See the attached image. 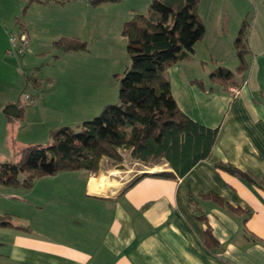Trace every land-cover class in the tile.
Returning a JSON list of instances; mask_svg holds the SVG:
<instances>
[{"label": "crops", "instance_id": "obj_1", "mask_svg": "<svg viewBox=\"0 0 264 264\" xmlns=\"http://www.w3.org/2000/svg\"><path fill=\"white\" fill-rule=\"evenodd\" d=\"M150 1L135 0L129 8H123L125 0L113 5L127 10L117 20L147 14ZM214 1L205 15L198 7L203 40L165 71L178 109L217 130L209 157L182 177L143 175L158 173L153 171L129 176L123 164L103 159L96 175L60 172L36 180L30 189L1 187L0 216H10L18 228L0 227V264H264V0L240 1L262 7L259 19L255 14L250 20L244 72L237 71L233 40L246 9H235L230 21L222 0ZM105 5L91 9L88 0H0V162L39 145L40 134L48 138L57 128L87 120L83 110L90 87L80 64L85 52L57 50L45 76L49 90L36 106L23 105L22 94H28L29 84L30 95L38 96L41 88L29 73L40 42L86 41V29L100 27L89 13ZM20 31L27 35L26 55L8 56L9 38ZM206 60L215 64L213 69ZM227 60L237 63L232 80L225 87L212 84L210 74ZM73 62L75 68L68 69ZM72 76L76 84L56 86ZM9 107L15 108L11 115L5 112ZM118 152L129 156L127 150ZM218 162L253 181L216 168Z\"/></svg>", "mask_w": 264, "mask_h": 264}, {"label": "trees", "instance_id": "obj_2", "mask_svg": "<svg viewBox=\"0 0 264 264\" xmlns=\"http://www.w3.org/2000/svg\"><path fill=\"white\" fill-rule=\"evenodd\" d=\"M122 0H89L92 7ZM200 0H151L146 15L137 14L126 21L121 35L126 42L129 64L116 75V104L105 105L100 113L83 121L74 132L60 127L50 132L46 146L31 145L18 150L15 162H0V188L30 189L39 178L60 172H99L100 162H123L119 150L145 166L167 164L170 172L153 175L182 177L198 162L207 159L214 146L217 130L208 129L183 114L177 107L165 77L172 65L193 54L203 39L205 28L198 15ZM249 24L242 21L233 41L238 72H244L249 55ZM53 48L63 53L87 51L76 38H60ZM233 73L223 66L210 74L212 84L227 86ZM215 167L234 176L253 181L235 167L218 162ZM25 178L20 181L19 177ZM138 178L131 182V185ZM1 228H18L8 215L0 216ZM26 230L24 228H19ZM207 242L212 241L206 231Z\"/></svg>", "mask_w": 264, "mask_h": 264}, {"label": "rangeland", "instance_id": "obj_3", "mask_svg": "<svg viewBox=\"0 0 264 264\" xmlns=\"http://www.w3.org/2000/svg\"><path fill=\"white\" fill-rule=\"evenodd\" d=\"M83 1V0H81ZM87 1V0H86ZM124 0H122L120 3H105V7L102 9H98L99 11H94V15H91L89 13L88 17L90 19L98 18L100 27L97 28V26L89 27L86 29V35L90 36L89 39L84 41L86 45L87 51H85V54L82 55V62L80 64H83V68H86L88 71L87 73V86L90 87L89 93H88V105L86 106V109L83 110V112H86L85 119L90 120L96 115L100 113L102 108L107 104H116L117 103V94H118V86H117V78L116 75H121L122 72L127 68L129 61L128 56L126 53V42L125 39L121 35V30L124 22L118 21L117 18H119L121 12L126 9H122L120 7H116L113 5L121 4ZM240 1L243 0H222L221 5L223 3L224 6L227 8V19L233 18V15L235 13V9H239L240 7H244L246 9V12H244L242 20L239 22V27L242 24V21H246V23L250 24V20L252 17H254L255 14H258L260 9L262 7H259V4H256V8L251 6L249 3H246L245 6L241 5ZM212 2H215L214 0H202L200 4V10L203 9V13L205 15V8H209L210 4ZM217 2V1H216ZM135 3V0H125V3L123 4V8H129L132 7ZM137 3H139L137 1ZM218 3V2H217ZM89 4V0H88ZM104 5V4H103ZM90 6V4H89ZM101 6V5H100ZM98 6V7H100ZM110 6V7H108ZM219 6V5H218ZM98 7H92L89 8L95 9ZM149 7V6H148ZM110 8V9H108ZM207 12V21L209 28L213 27V24L210 20L209 12ZM238 12V11H237ZM98 14V15H97ZM146 15V14H145ZM260 14L257 15V20L259 19ZM206 17V16H205ZM97 23V24H99ZM259 23V22H258ZM234 25V29H235ZM211 31V29H210ZM250 31V29H249ZM74 33V30L71 31V34ZM210 35V34H209ZM70 39L71 37H66ZM228 38V37H227ZM60 39V38H59ZM231 38H228V40ZM56 40L50 41V44L46 40H42L40 42L41 46H37L38 54H34L35 57V64L31 67L29 70L30 74H34V77L37 78L38 81L41 83V88L39 91H37V101L34 106L37 105L39 102V98L42 94H45V91L49 90V87L47 86L46 81V74L52 70L50 67V61L54 60L53 58L57 54V49L53 48V43ZM203 40V39H202ZM234 41V40H233ZM44 53V54H42ZM26 55V53L24 54ZM206 66L213 69L215 64L207 61ZM235 64L228 61L225 62L224 66L229 69L230 71H234ZM76 64L70 63L67 67L75 68ZM221 66V65H219ZM215 66V67H219ZM78 67V66H77ZM72 70V69H71ZM78 71V68L76 69ZM122 71V72H121ZM28 73V71H27ZM94 75L95 81L92 82L91 77ZM204 80H208V76L204 77ZM76 80H74L73 76L72 79L69 81L64 80H58L56 82L57 87L61 86H68V85H74L76 84ZM26 93L30 94L31 88L28 86L26 88ZM97 98V100H96ZM96 100V101H95ZM23 105H27L29 107H33L32 105H28L24 99H22ZM94 101V102H92ZM72 131L76 132L77 125H70L68 126ZM38 144L42 146H46L50 140L49 137L47 138L44 135L40 134V137L38 138ZM123 164L125 166V173H127L129 176L141 174L146 171H153V172H163L165 171V167L162 166L163 164H158L154 167L145 166L140 162H135L133 159L130 158V156L126 155V153H123L122 156ZM17 160V156L14 158H11L8 162H15ZM155 170V171H154ZM25 178L24 175H21L19 177V180L22 181ZM40 179V178H39ZM38 180V179H37ZM35 182V181H34ZM26 189V188H24ZM11 202H14L11 200ZM10 201L6 202L11 204ZM12 213L16 214V210H12Z\"/></svg>", "mask_w": 264, "mask_h": 264}, {"label": "built area", "instance_id": "obj_4", "mask_svg": "<svg viewBox=\"0 0 264 264\" xmlns=\"http://www.w3.org/2000/svg\"><path fill=\"white\" fill-rule=\"evenodd\" d=\"M28 46L27 35L24 31H20L18 34H13L9 38V47L6 50L8 56H23ZM30 88L32 84L28 85ZM234 94H237V90H233ZM22 98L27 101L28 105H35L37 95L22 94Z\"/></svg>", "mask_w": 264, "mask_h": 264}, {"label": "water", "instance_id": "obj_5", "mask_svg": "<svg viewBox=\"0 0 264 264\" xmlns=\"http://www.w3.org/2000/svg\"><path fill=\"white\" fill-rule=\"evenodd\" d=\"M11 110H15V108H11V107H9L8 110H6L5 112H6L7 114L11 115Z\"/></svg>", "mask_w": 264, "mask_h": 264}, {"label": "bare ground", "instance_id": "obj_6", "mask_svg": "<svg viewBox=\"0 0 264 264\" xmlns=\"http://www.w3.org/2000/svg\"><path fill=\"white\" fill-rule=\"evenodd\" d=\"M94 186V185H93Z\"/></svg>", "mask_w": 264, "mask_h": 264}]
</instances>
